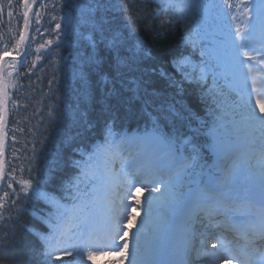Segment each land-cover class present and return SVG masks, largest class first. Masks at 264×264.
Masks as SVG:
<instances>
[{"label": "trees", "instance_id": "16d2710c", "mask_svg": "<svg viewBox=\"0 0 264 264\" xmlns=\"http://www.w3.org/2000/svg\"><path fill=\"white\" fill-rule=\"evenodd\" d=\"M93 2L42 0L41 13L35 11L32 23L27 25L29 32L24 22L17 26L19 35L24 38L18 49L23 64L19 70L21 84L17 108L10 109L8 115V175L19 164L25 169L38 166L42 180L46 181L47 191L60 209L76 204L72 202L68 191L74 188L72 182L85 157L81 146L89 139L95 141L106 136L103 131L106 119L111 116L115 117V123L152 127L146 116L151 109H144L142 105L117 107L116 101L110 100L108 103L113 106L112 110H105L104 90L96 76L92 77L91 99L84 94L81 72L86 69L80 52L86 42L79 40L76 33L85 29L77 25L76 20L86 13V6ZM105 2L109 5L120 4V0ZM129 3L133 7L127 13L118 8L110 9L107 20L121 27L126 16L135 21L139 34L152 50L141 66L144 78L169 101L175 97L179 101L177 107L182 108V118L177 121L175 128H161V131L165 135L170 131L173 137L181 129L201 134V126L205 129L212 126L215 115L221 114L223 118L239 115L241 111L234 107L229 90L212 75L203 74L201 79L200 71L203 70H199L201 66L196 62H190L186 71L200 82L183 81L179 96L160 76L162 69L172 70L169 61L173 57L201 56L193 23L186 22L182 12L175 7L180 4L179 1L163 0L162 3V0H129ZM173 20L175 23H172ZM58 23L60 29L56 28ZM157 31L163 35V39H155ZM100 47L103 49V45ZM101 54L104 55L103 51ZM174 75L177 80L182 79L179 73L174 72ZM38 158H43L39 164L36 163ZM60 189L67 192L60 193ZM79 197L82 203L85 198L82 187L79 188ZM32 213L38 219L42 216L40 212ZM16 215L19 220L14 223L20 234V244L0 256V264H25L26 247L34 246L37 249L38 243L33 234L20 226L39 227V220L29 212Z\"/></svg>", "mask_w": 264, "mask_h": 264}, {"label": "snow or ice", "instance_id": "6c2138e0", "mask_svg": "<svg viewBox=\"0 0 264 264\" xmlns=\"http://www.w3.org/2000/svg\"><path fill=\"white\" fill-rule=\"evenodd\" d=\"M224 4L229 8L233 7L229 0H224ZM130 7H133V5L129 3V0H120L119 5H109L105 0H94L93 4L86 6V13L77 18L76 24L85 29V31L76 33L79 40L86 42L80 52L82 64L84 69H86L81 72L84 94L91 99L92 77L96 76L98 78L97 82L104 90L105 110H112L113 106L108 103L110 100H115L117 107L122 105L131 107L138 104L142 105L144 109H151L150 112L146 113V116L151 121L153 131L158 138L156 142H162L167 149V156L172 157L179 152V149L175 147L178 138H174L170 131L167 135H161L160 130L161 128H175L177 121L182 118V108L177 107L179 101L175 97L169 101L162 96L155 86L144 78L141 66L144 59L151 55L152 50L147 47L145 40L139 34L138 29L135 27V21L126 16L121 27L118 23L114 24L112 20H107L110 9L118 8L122 12L127 13ZM30 8L31 5L25 0V11L23 13L25 27L28 25V10ZM243 8L245 26L242 28L237 25L235 34L232 36L226 51V58L234 68L246 67L251 61L257 59L258 62L264 63V0L259 5L254 6L255 15L251 19H248V5L243 4ZM8 15L11 16L12 13L9 12ZM232 19L236 20L237 18L233 16ZM172 23H175V21L173 20ZM56 28L60 29L61 25L59 23L56 24ZM163 38V35L157 31L155 39ZM21 39H23V35H21ZM101 45H103V49H101ZM102 51L104 55L101 54ZM251 53L256 55L254 56ZM106 63L107 67H105ZM169 64L172 70L162 69L160 76L166 81L169 88L175 90L176 96H179L182 91L183 81H188L189 83L200 82L191 72L186 71L190 67L188 57H173ZM138 72L141 74L136 75ZM174 72L179 73L182 79L177 80ZM249 72H251V68H249ZM201 79H203V73H201ZM255 88L256 85L253 82V91ZM253 91L247 90V78H245L244 87L236 90L238 100L233 101V103L236 109H242V118L257 126L261 132L257 156L259 168L256 179L253 180V190L250 193L251 196L258 194L261 199L260 211L255 221L251 224L259 244L256 243V240H253L245 245L244 251H239L237 246L227 238L225 230L216 231L224 228L229 214L235 220L237 214L243 215L246 213V210L251 207L247 196L239 199L223 194H221V198L212 195L210 200L216 204L215 208L207 207V202L198 198L187 216L184 232L185 234L194 235L195 226L199 223L201 225V235L203 236L205 231H207L216 240L212 248L217 249V251L209 253L211 264H221V262L223 264H231L233 259L237 261V264H264V100L257 99L255 104H253ZM257 107L259 108V113L256 111ZM114 125L115 117L110 116L105 120L104 127L108 135L112 134ZM180 142L185 145H191L193 153L198 155V145L195 143L194 134L187 136L186 139ZM115 144V136L111 137L110 142L106 136L105 143L98 147L97 154H103L110 147H114ZM253 149L255 150V145H253ZM194 158L193 156L192 159ZM187 166V163H181V171ZM133 167H135V164ZM157 172L162 174L163 169L158 168L152 162H147L141 166L140 171L137 173V175L144 176L143 181L140 182L144 183L145 187L149 183L153 185L152 192L159 191V188L155 187L157 182L163 183L162 180L157 181L152 178ZM230 175L231 172H227L218 183L222 184ZM135 178L136 176L132 175L128 180L127 187L129 189L133 186L132 181ZM20 183L23 192L28 193L31 190L32 195L27 197L28 200H47V194L39 189V181L35 187L31 180H22ZM168 187L170 196L175 199V193L171 191V177H169ZM211 191L214 193L217 189L212 188ZM153 202L154 198L150 196L147 201L149 212L153 207ZM129 207L130 205L123 199L120 201L119 207L113 206L109 217L110 229L105 232L103 242H101L99 237H97L96 241H93L91 239L92 233H89V239L83 240V234L88 231L89 225L85 224L79 234H75L72 232L73 225L71 222L64 221L62 218H58L55 224L48 220L42 221L50 229L47 235L34 228L21 225L22 229L32 232L33 236L39 240L43 247V250L39 252L34 246L26 247L25 264H55L56 260L61 259L56 253L62 249L68 254L74 251L79 257L82 256L86 248L92 247L95 251L88 252L89 260L93 259L94 255L104 248L123 252L128 246L127 243L125 242L121 246L116 243V239L119 233L123 231L121 222L127 218V209ZM120 209H123V211ZM220 215H223L225 220H217L216 216ZM18 220L19 217L16 218V223H18ZM6 228L7 230L4 231L3 235H0V256L6 255L20 244V234L15 223L7 224ZM139 236L140 233L138 232L137 253L129 260V264H192L188 244L182 243L178 245L175 241H170L167 245L154 246L149 254L150 257L161 254L166 255L169 257L167 261L161 262L147 256L146 258H141ZM119 238L123 239V237ZM81 242L84 244L83 248L79 246ZM201 250L203 251V243Z\"/></svg>", "mask_w": 264, "mask_h": 264}, {"label": "rangeland", "instance_id": "374dc122", "mask_svg": "<svg viewBox=\"0 0 264 264\" xmlns=\"http://www.w3.org/2000/svg\"><path fill=\"white\" fill-rule=\"evenodd\" d=\"M261 2H262V0H246V4L248 5V8H249L248 19H251L255 15L254 6L259 5ZM242 23L243 24H242L241 27L243 28L245 26L244 13H243ZM219 33H220L219 34L220 40H218L219 36L215 39L216 49L214 51H215V53L217 55V59L223 65V67L220 66V72L223 74V76L225 78H228V79H231V80L234 79L233 86L237 90L244 87L245 78H247V90L248 91H249V86H250V88H252V84H253V82H255L256 88H255L254 91L252 90L253 91L252 102H253V104H255V101L257 99H260V98L258 96H256L254 93H259V94L264 93V84L262 85L261 82L258 81V79L261 76L264 75V63H260L259 62V65L261 64L263 66L262 68H260L259 66L250 67L251 68V72H249V68H244V67L243 68H234L231 65V63L228 62V60L226 58V51L225 52H221L219 50V47H217L218 45H223V46L225 45L228 48V44L226 45V32H225V30L224 31H220L219 30ZM257 47H259V45H257ZM251 54L254 55V56L256 55L255 53H251ZM10 74H11V72H10ZM4 81L8 83V86H11V85L14 84V82L12 80L8 79V76L5 78V80H4V77L1 79V84H3ZM261 95L263 96V94H261ZM256 111H257V113H259V108L258 107L256 108ZM254 126L255 125H253L251 122H248V124H247L248 132L246 134L250 135L251 139H253V137L255 136V134L252 132L253 131L252 127H254ZM149 136H154V137L157 138L156 134H149ZM218 140H219V138H218ZM145 142L148 143V140H145ZM161 144L163 145L164 150H167L165 145L162 142H161ZM253 145H255V144L251 141L250 144H249V147L252 146L253 152L258 154L257 153V148L259 147V144L257 143L255 145V150L253 149ZM108 153L111 156L115 155L114 151H109ZM174 155L176 156L177 173H176L175 176L172 177V180H174L175 177L183 171V170L181 171V168H180L181 163H183L181 155L179 153H175ZM254 161H255V164H256V162H258V159L255 158ZM127 163H130V161L127 162ZM153 163H155V162H153ZM223 166L221 168H224ZM236 167H237V165H236ZM245 167H246L245 169H247V171H248L247 165ZM258 168H259V165H257V166L254 165L252 167V170H250L252 173H251V175L249 176V179L246 182L247 185H252L253 184V180L256 179V174L258 172ZM246 174H248V173H246L242 168L237 169L235 179L238 178V179H240L242 181L244 179L243 178L244 176H246V177L248 176ZM232 177H234L233 173H231V175L228 176V178H232ZM162 179L165 181V177H163ZM156 180L158 181V179H156ZM132 184H133V186L137 184V178H135L132 181ZM168 184H169V182H168ZM102 185H106V184L105 183L104 184H99V185H97L94 188V198L97 197L98 195H101L102 193H104L106 191V189H102L101 188ZM150 186H151V184L149 183L147 187H145V186L136 187L135 193L137 194V196L135 197L134 203L137 202L139 204H142L143 203L142 198H144V196L148 197L147 195H151L154 198V200H158L157 198L161 196L162 199L159 201V204L156 205V207L160 208L161 206H163L165 211L170 210L171 209V204H172V197L170 196V194H165L164 193V191L169 190V187H167L165 189L164 188H162V189L159 188L158 194L155 195L154 193H151L152 192L151 191L152 188ZM147 189H148V191H146V193L142 191V190H147ZM94 198L89 203L90 207L95 210L94 216L96 217V219L98 217L104 218L105 217V213H102L101 211H99L98 203H96L94 201ZM154 204L155 203L153 202V205ZM142 208H143V211H147V207L145 205H142ZM134 210L137 213H139V209L138 208L134 207ZM152 212L154 213L155 210H153ZM96 219H95V221H96ZM88 221L89 220H85V221L84 220H80V222H79L80 225H81L80 226L81 227L80 230L83 228V226L85 224L89 225L88 231L84 232V234H83V239H85V236H87L88 239H89V233H92V235H94V233H95L94 232V227L96 225L94 223V220L93 221H89V222ZM136 224H138V223L136 222ZM160 224H161V222L158 223V225H160ZM149 227H150V229H152V228H156L157 226L155 224H149ZM143 231L146 232V233H152L151 231H145V230H143ZM122 234H123V231H122ZM142 238H143L142 239V244L144 243V247L140 250L141 254L143 252L147 251V249H152L153 248V247L150 246L151 245L150 242H148L147 244L145 243V240H147L148 238H144V237H142ZM158 244L159 243L156 241L155 242V246H157ZM79 246L83 248L84 244L80 243ZM89 251H93V248L92 247L86 248L84 250V253L85 252L88 253ZM104 252L105 251L102 250V251H100V252H98L97 254L94 255V257L92 259L93 260V264H108L107 262H105V258L103 256ZM106 253H113L114 254V252L112 250L110 252L106 251ZM136 253H137V251H134L133 254L136 255ZM122 260L126 261L125 259H122Z\"/></svg>", "mask_w": 264, "mask_h": 264}, {"label": "bare ground", "instance_id": "6f19581e", "mask_svg": "<svg viewBox=\"0 0 264 264\" xmlns=\"http://www.w3.org/2000/svg\"><path fill=\"white\" fill-rule=\"evenodd\" d=\"M256 132H260V130L258 129V127L255 128ZM164 161V159H163ZM168 161V160H167ZM121 164V163H119ZM130 172L134 171L133 169L129 170ZM122 170L117 172L118 176H122L121 174ZM118 185H121L120 183ZM108 192V191H107ZM121 190L117 189L116 191L111 192L110 194H103L100 195V197H98L101 200L102 206L101 207H108V203L111 204V206H109V210H111L113 208V206H117L116 204L120 201L119 199V195H120ZM109 198V200H108ZM133 201V200H131ZM134 202L129 203V205H133ZM136 208L139 209V214L136 213V211H128V215L127 218H125L122 222H121V226L123 228V234L118 236L116 241L119 240L121 246L126 242L127 243V248L124 249L123 252L120 251H115V255H121L123 257H128L127 259V264H129V260L131 259V257L134 255V251H137V233H140L139 236V244H140V250L144 247V243L142 244V237H143V227H137L135 226V221H139L141 223H144L146 225V222H157L160 221L161 217V213L157 212V213H148L146 214L142 208L140 207V205H135ZM259 211V210H258ZM257 212V211H256ZM108 218V217H107ZM166 224L165 227H158V229L154 230L152 235L149 238H156L157 241H159V245H164V244H168L170 241H175L178 245L182 244V243H186L188 244V248L192 245V239L188 240L185 239V232H184V228L181 227L179 218L177 215L171 214V218L170 219H165ZM99 223H103V221L101 219H99ZM134 223V225H133ZM110 223L107 222L106 224H104V226L107 228V226H109ZM147 227H144L143 229H146ZM110 229V227H108L107 231ZM106 231H104L105 234ZM146 234V233H145ZM157 235V236H156ZM196 235V232L195 234ZM119 237H123V239H120ZM155 243V240L153 241L152 244ZM132 245H134V248H132ZM190 253V258L192 260V264H211V259L209 260H203L201 261L200 259H197L198 256L197 255H193L192 251H189ZM142 254L145 255V257L147 256L148 258H155L161 262L167 261L169 259L168 256L166 255H158L155 257H150V253L148 254L146 251L143 252ZM106 256V255H105ZM108 261L110 263H113L114 260L118 259L116 257L114 258H107ZM221 264H223V262H221Z\"/></svg>", "mask_w": 264, "mask_h": 264}]
</instances>
